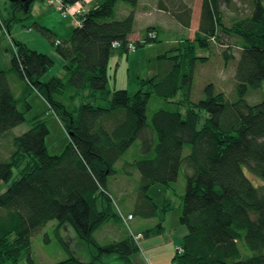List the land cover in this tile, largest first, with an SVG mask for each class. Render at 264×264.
I'll return each instance as SVG.
<instances>
[{
  "label": "trees",
  "instance_id": "obj_1",
  "mask_svg": "<svg viewBox=\"0 0 264 264\" xmlns=\"http://www.w3.org/2000/svg\"><path fill=\"white\" fill-rule=\"evenodd\" d=\"M63 1L69 6L84 0ZM139 3L104 0L82 13L66 39L34 22L63 59L64 76L46 78L55 66L52 56L12 39L16 52L11 70L24 87L17 97L8 71L0 70V182L7 184L0 193V264H21L23 259L39 264L32 238L52 220L59 227L71 226L93 255L90 261L71 257L54 264H104L109 256L133 264L140 250L136 234L128 231L122 239L102 244L95 232L113 220L123 223L110 180L138 139L142 154L133 165L141 178L133 216L158 215L149 189L156 183L170 186L184 168L188 170L180 215L187 233L182 249L176 250L178 264H264V95L254 103L247 99L264 82V0H203L194 38H184L177 48L160 55L157 72L142 78L140 89L131 94L110 87L109 64L114 55L132 51ZM242 4L248 12L242 11ZM123 6L129 10L120 16ZM159 8L184 29L191 27L193 9L184 0H159ZM24 11L30 15L31 7ZM10 14L0 21L6 34L12 24L25 20ZM160 30L146 28L144 39L134 42L136 49L159 41ZM223 35L236 37L241 49L236 98L228 100L209 83L205 98L194 102V67L210 59L199 57L197 50L227 45ZM229 47L223 51L226 62L233 57ZM180 90L185 99H172ZM32 93L45 99L70 134L61 154L48 151L47 121L26 117ZM155 96L166 106L149 121L148 105ZM26 122L29 129L6 138ZM245 168L260 181L255 184ZM163 228L160 223L143 236Z\"/></svg>",
  "mask_w": 264,
  "mask_h": 264
},
{
  "label": "rangeland",
  "instance_id": "obj_2",
  "mask_svg": "<svg viewBox=\"0 0 264 264\" xmlns=\"http://www.w3.org/2000/svg\"><path fill=\"white\" fill-rule=\"evenodd\" d=\"M10 1L12 2V0ZM103 1L104 0H94L90 5L86 6V9L83 4V12H87L97 3H99L97 5H100ZM144 1L148 4L150 9H153L154 4L152 0ZM195 2L197 4H194L195 11L193 13V25L190 31L182 32L183 29H179L173 21L172 14L164 12H158V14L156 12H153L152 14L148 13L150 14L148 15V17L150 16V19L156 17L162 23L161 26H159L162 28V30H160L161 37L157 42H150L144 47L134 51L116 54L111 58L109 73L112 74L110 79V87L112 89L124 88L131 94L136 93L141 87V79L153 76L154 73L157 72L158 58L160 55L177 48L180 40L184 38H194L200 22L197 5H200L199 3L201 0H196ZM34 6V12H32L34 14V19L20 23L16 22L14 24H20V26L26 24L32 25L33 30L37 31L38 29L33 26V23L37 21L41 25L54 30L58 37L62 39L71 36L75 29L74 23L78 24L80 22V17L83 13H79L80 11H78L76 13L65 15L63 10L59 9L57 4H51L50 0H36ZM71 7L78 9L81 5L77 2L71 5ZM242 7L244 13L249 11L247 4H242ZM224 8L226 9L225 5ZM20 13H22V11ZM144 25H146V21H139L138 26ZM145 29L141 32L142 38L144 37ZM150 36L154 37L155 34L151 33ZM42 38H45L51 47L52 51L50 53H45L44 51L46 50L44 48L37 46L36 40H31L30 44L32 47H38L36 48L39 49L38 52L51 55L55 61V66H57L56 68H58L60 61L63 62V59L57 55L55 46L52 44L48 36L42 34ZM222 41L227 45L221 46L220 43H217L212 49L198 48L197 50V55L199 57H209L210 59L206 62H198L194 67V81L192 92L190 94V98L194 102L205 98V87L209 83L215 84L218 91H223L228 100L232 101L236 98L235 75L237 63L241 57V49L236 46V37L223 35ZM12 44L14 49L13 54H15V45L14 43ZM227 46H230L229 49L231 50L233 57L226 62L225 57L223 56V51L227 49ZM51 72H53V70ZM58 75H65V70H59ZM263 95L264 82L261 84L260 88L249 95L247 99L249 102L254 103L260 101L263 98ZM185 96V91L180 90L178 95L172 99L177 101L184 100ZM33 98L36 100L37 105L42 102L40 108L44 106L41 97L32 93L30 95V100ZM164 106L166 105L162 98L156 96L153 97L148 105V120H151L152 115L156 110ZM34 116L35 114H31L29 111L27 113L28 121ZM47 122L49 128V134L46 137L48 151L51 155L61 154L70 142V134L55 118H48ZM29 127V122H26L21 125L17 133L22 134L26 129H29ZM184 152L185 154L189 153V145H186ZM141 154V140L138 139L124 155L122 160L118 162V173L110 180V189L115 197V206L117 209L120 208L122 210V214L125 215L126 218H129L131 215L129 212H135L136 209L137 185L140 181L141 175L133 163L141 156ZM187 171L188 170L184 168L181 171L178 180L173 182L170 186L163 183H156L149 189V195L158 205V215L150 218L135 215L133 218L129 219L127 223L121 217L123 221L122 224L116 220L110 221L109 224L95 232V236L99 242L107 244L114 240L122 239L129 231L139 237L138 242L140 245L139 252L132 257L133 264H140L139 260L135 258L136 256H139L144 264H178L177 261L174 260V257L176 255V250H180L182 247L180 243L177 244L172 239L175 236H177L178 239L180 231L179 227L182 226L180 215L182 213L183 196L185 195L187 186ZM245 171L255 184L260 181L257 176L248 170V168H245ZM6 189L7 184L0 182V193ZM160 223L164 226L162 231L159 233L152 232L150 236H143L147 230L156 229ZM61 239H63L64 242ZM177 241L181 242L182 237ZM32 252L35 260L39 264H54L71 257H77L85 261L93 259L91 247L78 237L77 233L71 226L65 225L59 227V222L57 220L50 221L42 230L33 236ZM107 258L108 259L105 260L106 262H104V264H124L123 261L116 259L115 256H109ZM21 264L28 263L26 259H23Z\"/></svg>",
  "mask_w": 264,
  "mask_h": 264
},
{
  "label": "crops",
  "instance_id": "obj_3",
  "mask_svg": "<svg viewBox=\"0 0 264 264\" xmlns=\"http://www.w3.org/2000/svg\"><path fill=\"white\" fill-rule=\"evenodd\" d=\"M152 1H153L154 6H153V9H150L148 4H146V2L144 0H140V3H139L137 10H136V22H135L134 33L131 35L132 41L137 42V41H142L144 39V37L142 38V35H141V32L143 29L148 28L150 26H161V24H162L158 18L154 17L153 19H150V16L148 17V15L152 14L153 12H156L157 14H158V12L167 13V12H165L164 9L159 8V0H152ZM184 1L192 7L193 13H194V11H195V5L194 4L196 3L195 2L196 0H184ZM10 2H11L10 0H0V21L3 20V17L4 16L6 17V15L9 17L11 15L10 12H12V13L14 12L15 14L16 13L20 14L21 15L20 17L25 19L24 21L34 19V14L32 12H34L33 7H35L34 5L36 3V0H34L30 4V7H31L30 15H29V13L26 14V12L24 11L25 7L19 1H16V2L12 1L11 4H10ZM92 2H94V0H84L81 3L85 5V9H86V6L90 5ZM202 3H203V0H201V2L199 3L200 5H197L198 18H200V16H201ZM12 4H14V5H12ZM97 4H99V3H97ZM97 4L94 7H97L98 6ZM94 7H92V8H94ZM20 9H21V11L23 10L24 12L22 11V13H20L21 12ZM128 10L129 9L126 6H123L119 15L124 16L128 12ZM148 13H150V14H148ZM139 21H146V25L138 26ZM173 21L176 23V25L179 27V29L180 28L183 29L182 32L183 31H190L192 29L193 20L191 23V27L189 29H184V27L181 24H179L174 18H173ZM35 22H37V21H35ZM37 24L41 27L48 28L50 31L55 33L54 30H51L49 27L43 26L39 22H37ZM74 24L76 27L77 24L76 23H74ZM198 27H199V25H198ZM24 28H27V29H24ZM5 32H7V31H6L5 27L0 22V70L8 71L9 76H10V81L12 84V89H13L14 93L16 94V96L20 97L22 95V90H23L24 84L22 83V81L18 77V75L14 71L11 70L12 57H13V51H14V49L12 47V45H13L12 39H15L17 41L25 43L28 45L29 48H31V49L34 48L33 50H36V51H39V49H36L38 47H36V48L32 47V45L30 44L31 40H36L37 46L44 48L46 50V51H44L45 53H50L52 51V49L49 46L48 42L45 40V38H42L41 32L38 30L34 31L32 28V25L26 24L24 26H20V24H12L11 33L6 34ZM55 34L57 35V33H55ZM10 41H12V42H10ZM11 49H12V51H11ZM56 67L57 66H54V68L52 69L53 72H51L52 70L49 71L45 77L50 78L54 75H58L59 70L64 69V61L63 62L60 61L59 67L58 68H56ZM109 71H110V69H109ZM111 76H112V74H111ZM35 95H38L39 97H41L38 93H35ZM41 98L43 99V103H44L43 104L44 106L41 108H40V106H41L42 102H40L41 104L37 105L36 100L34 98L31 100L29 99V102L32 105V109L30 110V113L35 114V116L32 117L31 119L40 116L46 121L48 120V118H55L58 122H60L59 119L54 115V113L49 110V106H48L47 102L45 101V99L43 97H41ZM26 117H27V115H26ZM47 124H48V122H47ZM20 127H17L16 129H14L13 132L11 134H9L6 138L11 139L13 137V135L20 134V133H17V131L20 129ZM9 139L7 140V145H9ZM129 213H132V212H129ZM179 229H180V231H179L178 239H177V236H175L172 239L177 244H179V243L181 244V242H178L177 240H180V238L183 237L187 233V228L185 226H180ZM135 258L139 260L140 264H144L142 262V259L139 258V256H136Z\"/></svg>",
  "mask_w": 264,
  "mask_h": 264
},
{
  "label": "built area",
  "instance_id": "obj_4",
  "mask_svg": "<svg viewBox=\"0 0 264 264\" xmlns=\"http://www.w3.org/2000/svg\"><path fill=\"white\" fill-rule=\"evenodd\" d=\"M50 2H51V4H57V6H59V9L63 10V13H64L65 15H68V14H70V13H76V12H78V11H80L79 13H82V12H83V8H84V7H83V4H82L81 2H79L80 5H81V7L78 8V9H75L74 7H71V5H69V6H65L63 0H50ZM79 23H80V22H79ZM79 23H78V24H79ZM116 45H118V43H116L115 46H116ZM129 48H130L132 51L136 50V44H134V42H133V43H130V44H129ZM122 218H123L124 221L127 223V221H128L129 219L133 218V215L131 214V215L129 216V218H126V217L122 214ZM180 250H181V249H180Z\"/></svg>",
  "mask_w": 264,
  "mask_h": 264
},
{
  "label": "water",
  "instance_id": "obj_5",
  "mask_svg": "<svg viewBox=\"0 0 264 264\" xmlns=\"http://www.w3.org/2000/svg\"><path fill=\"white\" fill-rule=\"evenodd\" d=\"M12 1H19L25 8L30 7V4L34 1V0H12Z\"/></svg>",
  "mask_w": 264,
  "mask_h": 264
},
{
  "label": "bare ground",
  "instance_id": "obj_6",
  "mask_svg": "<svg viewBox=\"0 0 264 264\" xmlns=\"http://www.w3.org/2000/svg\"><path fill=\"white\" fill-rule=\"evenodd\" d=\"M49 114V113H48Z\"/></svg>",
  "mask_w": 264,
  "mask_h": 264
}]
</instances>
